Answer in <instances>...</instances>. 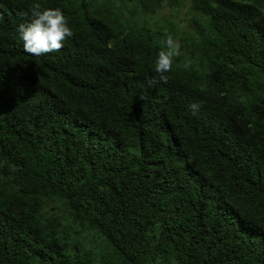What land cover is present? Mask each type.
<instances>
[{
	"label": "trees",
	"instance_id": "trees-1",
	"mask_svg": "<svg viewBox=\"0 0 264 264\" xmlns=\"http://www.w3.org/2000/svg\"><path fill=\"white\" fill-rule=\"evenodd\" d=\"M0 264H264V0H0Z\"/></svg>",
	"mask_w": 264,
	"mask_h": 264
},
{
	"label": "clouds",
	"instance_id": "clouds-1",
	"mask_svg": "<svg viewBox=\"0 0 264 264\" xmlns=\"http://www.w3.org/2000/svg\"><path fill=\"white\" fill-rule=\"evenodd\" d=\"M22 15L28 17L27 13ZM17 31L25 53L35 57L59 52L64 42L74 35L60 8L42 10L39 4L31 9V17L26 23H21ZM163 43L164 49L158 53L154 69L159 79H152L149 87L159 82L167 83L168 76L165 73L172 71L174 59L181 55L179 43L172 36H168ZM183 67L188 69L190 62H185ZM200 107L199 103L189 105L193 115L198 113Z\"/></svg>",
	"mask_w": 264,
	"mask_h": 264
},
{
	"label": "rangeland",
	"instance_id": "rangeland-1",
	"mask_svg": "<svg viewBox=\"0 0 264 264\" xmlns=\"http://www.w3.org/2000/svg\"><path fill=\"white\" fill-rule=\"evenodd\" d=\"M187 8H188V4H186V6L184 7V9L182 10V12L180 14H175V13H172L169 11L161 12L158 14V17L154 18V20L157 18H166L167 20H172L176 24H178L181 31L189 30L190 27L188 25V22L185 21V15H186ZM175 41L178 42L179 40L177 39Z\"/></svg>",
	"mask_w": 264,
	"mask_h": 264
}]
</instances>
